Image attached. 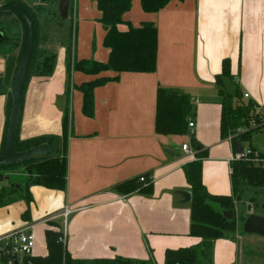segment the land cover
Listing matches in <instances>:
<instances>
[{"label":"crops","instance_id":"crops-1","mask_svg":"<svg viewBox=\"0 0 264 264\" xmlns=\"http://www.w3.org/2000/svg\"><path fill=\"white\" fill-rule=\"evenodd\" d=\"M53 5L57 10V0ZM99 17L94 0H71L68 19L51 22L57 26V37L47 38L44 46L56 56L55 67L50 76L28 79L17 134L20 140L53 137L50 143H43L55 155V141L64 133L62 118L69 83L66 188L34 185L29 205L19 199L1 206L0 237L31 226L32 254L44 256L49 221H62L61 217L46 218L68 206L71 212L64 241L73 258L121 256L138 263L164 264L166 249L191 246L199 240L189 233L190 201L182 195L190 192L183 165L195 155H187L181 146L188 140L191 143V135L207 152L202 163V183L207 191L231 194L229 167L234 150L229 139L220 136V85L215 82L224 59H229L232 75L231 80L223 81L226 89L230 83L238 85L241 97L252 101L264 119V0H170L157 12H145L140 0H132L123 19L133 27L143 23L156 27V68L152 72H121L118 79L97 86L94 113L85 116L82 93L75 87L117 73L72 70L68 75L64 41L70 35L77 59L107 62L106 31ZM93 25L97 45L90 54L77 44L75 47V41L80 46L81 40H89ZM119 29L126 30L127 24H120ZM4 74L5 59L0 56V77ZM4 80L8 83V77ZM158 87L190 95L195 114L188 139L184 134L155 132ZM6 105L7 95L0 94V147L8 124ZM189 146L195 153L192 143ZM142 175L152 183L151 193L122 194L113 189L117 183ZM27 208L29 213L22 216ZM38 226L42 230L37 234ZM219 240L214 241L213 264H235L234 248L229 244L222 254Z\"/></svg>","mask_w":264,"mask_h":264},{"label":"trees","instance_id":"trees-1","mask_svg":"<svg viewBox=\"0 0 264 264\" xmlns=\"http://www.w3.org/2000/svg\"><path fill=\"white\" fill-rule=\"evenodd\" d=\"M100 11L98 21L106 31L103 44L109 49L108 61L103 63L94 59H77L74 43L69 35L65 39L66 71L69 75L72 70L85 74H98L102 71H114V77H98L82 83L77 88L82 93V112L85 116L94 113V89L108 81L118 79L121 72H152L156 68L157 55V30L152 23H143L133 27L123 19V15L131 8L132 0H94ZM141 8L145 12H157L170 0H140ZM49 0H8L4 3L5 9L14 13L23 24V38L21 40L20 56L13 57V46L18 40L17 36L7 35L4 27L0 25V56L5 59V74L0 77V94L7 95L6 114L9 117L11 97L8 83L4 80L10 75L14 76L18 62L23 54L26 42L27 28L24 18L16 5L23 7L29 14L34 26V44L27 65V75L23 91L31 76H50L53 73L56 56L45 47H39L36 42V25L40 17L49 22L55 20L57 10ZM120 24H127L126 30H120ZM18 59V62H17ZM14 60L17 62L12 67ZM13 71V72H12ZM231 80L229 59L222 61L221 73L215 77V82L220 85L221 115L219 129L221 138H228L234 153L238 143L243 145L250 141L252 133L260 130L261 124L255 105L252 101L238 103L241 97L238 85H233V91L226 89L224 80ZM74 88V87H73ZM70 99V86L68 83L65 91V107L62 118L63 135L57 140L63 144L61 156L52 155L50 152L42 156H33L16 163L0 166V173L9 175L10 187L0 189V207L15 200L23 199L27 205L32 201L30 187L40 185L48 189L64 190L66 188V130L68 124V106ZM22 104V96H21ZM20 104V110H21ZM195 114V104L188 93L176 88L158 87L156 93L155 132L162 135L189 133L188 122ZM20 118V115H19ZM254 121V126L249 127V121ZM8 122V121H7ZM19 124V122H18ZM239 126H245L243 132L237 133ZM18 126L15 136V151L28 149L43 142L54 140L49 137L20 140ZM191 143L195 149V158L183 165V172L190 186V235L198 238V242L187 247L166 249L164 264H213V246L217 239L232 238L238 226H242L249 214L246 207L252 204L253 212L264 215V169L253 166L248 161L236 160L230 163L231 194H211L202 183V163L207 157L206 149L191 135ZM5 137L0 147V154L4 150ZM15 168L18 174H25L23 183L16 185L11 182V175L5 170ZM14 172V171H13ZM15 173V172H14ZM140 177V176H139ZM139 177L127 179L113 186L117 192L128 194L135 191L151 193L152 183L140 181ZM1 182V181H0ZM6 191H9L7 194ZM18 193L13 198L10 194ZM231 210L232 217L228 218L223 213ZM28 208L22 216H26ZM227 214V213H226ZM45 230L47 254L44 256H24L20 264H147L138 263L129 258L115 256L97 257L93 259H76L71 256L66 248L65 241L61 239L62 232L56 227L57 221H49ZM239 228V229H240ZM242 229V228H241ZM240 229V230H241ZM243 231V230H242ZM6 253L0 251V261ZM155 264V263H148Z\"/></svg>","mask_w":264,"mask_h":264},{"label":"rangeland","instance_id":"rangeland-1","mask_svg":"<svg viewBox=\"0 0 264 264\" xmlns=\"http://www.w3.org/2000/svg\"><path fill=\"white\" fill-rule=\"evenodd\" d=\"M8 1V0H0V25H2L4 27L5 33L7 35L12 36L14 34V36L18 37V40L16 41V44H14L13 46V57L18 58V56H20V48H21V40L23 38V24L22 22L17 18V16L12 13L10 10L3 8L5 5L4 3ZM26 1V0H24ZM49 1H54L56 2V0H49ZM54 4V3H53ZM58 13V12H57ZM58 15V14H57ZM59 16V15H58ZM57 16V17H58ZM57 20H59V22H63V20L56 18ZM71 22V21H70ZM70 22H66L65 24H67L68 28L70 29L71 25ZM36 42L38 43L37 45L39 47H45L44 45V41L49 38L50 36H54L57 37V26L56 25H52L51 22H49L47 19L40 17L38 20V23L36 25ZM95 27L94 25L91 27V35L89 40L84 39L83 43L82 40L80 41V46L79 43L75 41V47L78 45V48L80 49H84L81 51H88V53H92L95 50V47L97 45L96 41V36L94 33ZM77 44V45H76ZM90 44V45H89ZM46 48V47H45ZM14 60V62L12 63V67L14 68L17 62ZM13 72V71H12ZM13 77V73L12 75H10V77H8V82L9 79L11 81ZM9 84V83H8ZM11 86V84H10ZM10 86L8 89H10ZM233 85L229 86V90L233 91ZM238 103L242 102H246L247 100L243 97H239V99H237ZM256 112V110H255ZM258 118L261 121V124L263 126H261L260 130L253 132L250 141L245 142L242 147H247L249 146L250 148H256L261 152H264V119H262L261 117L258 116ZM249 127H253L254 126V121L252 119H250ZM246 127L245 126H239L237 128V133L239 132H243L245 131ZM189 134H184L185 139H188ZM189 145H191L190 141L188 140L187 142ZM55 145H56V156H61L62 152H63V144L60 141H55ZM52 152L50 154V156H52ZM15 173H14V172ZM15 168L12 169H7L5 170V173H9L12 174L11 175V182L16 183V185L23 183V180L25 178V174H18ZM2 187L6 186V187H10L11 184L8 183V181L4 180L1 182ZM7 194L9 193V191H6ZM11 197L15 198L17 197L18 193H13L10 194ZM253 205L251 204L250 207H246L247 211L249 213H254L253 212ZM62 223L63 221L59 222V226L56 227L58 230H60L62 232V238L64 241V235H63V230H62ZM240 226H238L237 224V228L235 230V233L233 235L232 238H225V239H220L219 243L223 244L222 247V254H224V251H226L227 246L230 244L233 248H234V262L235 264H264V237L256 235V234H249V233H245L242 231V226H241V230L239 229ZM42 230V226H38L35 229V232L38 234L39 231ZM42 235V234H41ZM43 238V237H42ZM44 241V240H43ZM43 244V242H42ZM215 253V248L213 246V254Z\"/></svg>","mask_w":264,"mask_h":264},{"label":"water","instance_id":"water-1","mask_svg":"<svg viewBox=\"0 0 264 264\" xmlns=\"http://www.w3.org/2000/svg\"><path fill=\"white\" fill-rule=\"evenodd\" d=\"M71 0H57V11L61 20L68 19V10ZM20 14L24 18L27 34L23 54L18 62L17 69L14 73L11 86L9 89L11 97V107L8 117L7 130L5 135L4 150L0 154V166L10 163H16L33 156H42L50 152V147L47 143H41L32 146L28 149L15 151V136L20 115V104L23 86L27 75V65L29 63L30 55L34 44V26L28 12L21 6L16 5ZM1 35V32H0ZM243 149L241 143H238L236 152H241ZM9 175L0 173V181L8 180ZM185 200L190 201L191 192H183ZM227 213V214H226ZM226 217H232V211L227 210L223 213ZM242 230L245 233L256 234L264 237V215L258 213H249L242 224ZM13 264H18L17 260H13Z\"/></svg>","mask_w":264,"mask_h":264},{"label":"built area","instance_id":"built-area-1","mask_svg":"<svg viewBox=\"0 0 264 264\" xmlns=\"http://www.w3.org/2000/svg\"><path fill=\"white\" fill-rule=\"evenodd\" d=\"M244 97H248V94H244ZM188 127L191 130L194 127L193 119L188 122ZM182 151L187 155H195L193 150L190 148L188 143H184L181 146ZM236 160L248 161L253 166L264 169V153L256 148H250L249 146L243 147L241 152H235L230 158V163ZM230 172L232 171L231 166L229 167ZM140 181L145 182L146 178L144 175L139 177ZM2 185L0 182V189ZM71 212L68 206H65L62 211L56 215L48 216L46 219L62 218V230L65 236L66 232V218ZM31 226L19 228L6 233L0 237V251L6 253L5 258L0 261V264H13V260L16 259L17 263L20 264L24 256H32V250L34 246V234L31 231ZM61 239H63L61 237Z\"/></svg>","mask_w":264,"mask_h":264}]
</instances>
